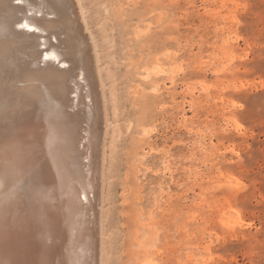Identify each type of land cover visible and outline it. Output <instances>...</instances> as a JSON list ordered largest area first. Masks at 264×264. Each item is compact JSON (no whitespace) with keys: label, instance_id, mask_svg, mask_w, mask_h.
Wrapping results in <instances>:
<instances>
[{"label":"rangeland","instance_id":"1","mask_svg":"<svg viewBox=\"0 0 264 264\" xmlns=\"http://www.w3.org/2000/svg\"><path fill=\"white\" fill-rule=\"evenodd\" d=\"M79 1L46 15L74 3L65 68L94 86L95 259L264 264V0Z\"/></svg>","mask_w":264,"mask_h":264},{"label":"bare ground","instance_id":"2","mask_svg":"<svg viewBox=\"0 0 264 264\" xmlns=\"http://www.w3.org/2000/svg\"><path fill=\"white\" fill-rule=\"evenodd\" d=\"M43 2L0 0V52L3 45L7 47L0 57V221L18 228L14 226L17 221L24 224L33 216L31 233L38 242L27 250L3 241L0 264H101L102 260L95 259L101 239L95 231V198L91 197L98 190L101 136L99 130L97 134L93 82L83 55L80 63L74 60L80 64L78 73L54 64L67 65L72 60L65 44L73 40L75 50L76 27L70 19L74 3L63 2L69 15L55 21L46 14H52L50 4L57 6L60 0ZM25 23L40 33L21 29ZM78 42L79 54H85L84 45ZM47 67L50 74L34 73L47 72ZM159 72L155 65L147 74ZM60 75L66 76V82L55 81ZM27 76L44 78L49 84L35 83ZM22 81L29 86L19 89ZM45 208L51 210V225L39 219Z\"/></svg>","mask_w":264,"mask_h":264},{"label":"water","instance_id":"3","mask_svg":"<svg viewBox=\"0 0 264 264\" xmlns=\"http://www.w3.org/2000/svg\"><path fill=\"white\" fill-rule=\"evenodd\" d=\"M16 2L17 4H21L20 2L22 1H16ZM21 29H25L32 33L34 32L40 33V31L36 27H33L29 24L26 25V23L24 25L21 24ZM62 67L65 68L66 65ZM51 218H52L51 210L48 211L46 208L42 209L41 214L39 216V219L42 222V224L51 225L52 223ZM0 222H1L0 223V244L4 243L3 241L5 240H10L13 244H20L19 246L24 249L29 250L31 248L33 250V247L38 243L37 240L33 238V235L31 233L32 232L31 223L33 222V216L29 218L28 220H24V224L17 221L14 226H17L18 228H14L13 225L7 226L4 223V221L3 222L0 221ZM95 227H96V223H95ZM10 234L12 238H10L11 237ZM31 235H32V239H31ZM15 238H17L18 240ZM19 246H17L18 249H20ZM22 261H26V260H22Z\"/></svg>","mask_w":264,"mask_h":264}]
</instances>
